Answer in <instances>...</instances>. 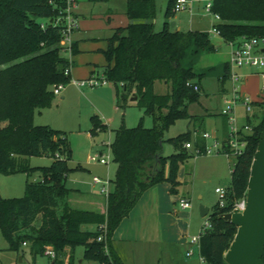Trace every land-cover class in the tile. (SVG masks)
Returning a JSON list of instances; mask_svg holds the SVG:
<instances>
[{
    "label": "trees",
    "instance_id": "obj_1",
    "mask_svg": "<svg viewBox=\"0 0 264 264\" xmlns=\"http://www.w3.org/2000/svg\"><path fill=\"white\" fill-rule=\"evenodd\" d=\"M175 2L169 0L167 16L174 13ZM64 6L65 0H0V173L29 176L39 169L43 174L41 181H27L22 197L5 198L0 192V232L11 251L20 252L24 242L36 253H44L46 246L54 247V264H64L58 256L68 245L76 244L84 246L86 258L99 264H125L111 249L114 231L150 187L167 181L171 193H177L180 166L195 157L184 146L192 141L191 130L170 138L175 152L163 153L164 130L178 118L191 117L188 103L200 95L201 86L196 91L194 84L200 85L201 75L192 66H184L182 59L192 44L197 49L211 50L215 46L209 32L172 30L168 20L157 31L156 0H127L129 22L116 27L108 39V47L103 50L107 60L103 74L117 89L121 85L125 98L136 94L138 105L153 117L154 125L146 127L141 117L137 126L114 129L111 148L117 169L107 209L97 212L75 208L68 201L74 190L66 183L72 170L69 135L34 120L37 112L53 104V87L70 81L66 70L72 62L61 44ZM213 10L221 16L218 28L226 41L264 35V0H214ZM77 51L73 43L72 53ZM228 73L227 67L222 86ZM158 81L168 88L165 93L155 90ZM92 121V135L108 127L96 114ZM263 130L264 116L244 136L246 146L232 169L227 205L217 203L208 215L212 228L201 239V254L207 264H228L225 254L237 226L224 220L223 214L247 195ZM195 142L204 148L202 137ZM38 155H49L53 160L47 166H31L30 157ZM104 222L108 224L109 254L104 250L105 242L98 240V226ZM84 225L95 229H85ZM262 260L264 263V255Z\"/></svg>",
    "mask_w": 264,
    "mask_h": 264
},
{
    "label": "rangeland",
    "instance_id": "obj_2",
    "mask_svg": "<svg viewBox=\"0 0 264 264\" xmlns=\"http://www.w3.org/2000/svg\"><path fill=\"white\" fill-rule=\"evenodd\" d=\"M167 2L168 0H156L157 31L163 29L164 21L167 18L172 21L174 19L173 13H170L167 17L165 15ZM77 5L74 13H80V17L86 20L81 22V26L85 27L86 30H76L71 35L73 39H78L80 42L84 38L86 41L106 42V39L113 35V27L121 25L120 21H126L127 0H102L96 2L78 0ZM197 7L198 3L196 2L194 4V16H192L193 23L209 32L215 48L211 50L197 49L192 44L182 59L183 65L193 66L195 71L201 75L199 83L202 88L199 98L188 103L187 112L191 117L183 116L178 118L164 130L163 153L165 155L175 152V147L169 139L188 130L193 131L192 142L197 148L195 127L210 132L219 141H223L226 131L231 129L229 118L222 113V110L226 105L225 95L231 96L232 81L230 78L224 81L226 92L221 91L222 80L220 81L224 64L231 57V48L228 41L212 30L213 25L217 23L216 18L205 12L200 6L199 9ZM91 13H93V16ZM176 13L181 16V21H177L178 25L183 29H187L192 19L191 13L188 10ZM84 16L86 18H83ZM170 28L175 29L173 25ZM95 53H97L96 57H99L97 59L105 60L103 63H106V57L101 50H96ZM98 63L100 62L98 61ZM236 72L243 75L241 80L242 92L249 95L253 101L260 98V102H262L261 105L253 104L251 111H248L247 107L241 102H238L235 106L234 124L237 128L248 132L244 126L249 124L250 121V124L254 126L264 116V78L254 67L237 68ZM73 79L76 78L72 76L62 90L66 96L65 99L58 101L62 94L56 95V101L59 103L58 108L46 111L43 117H40L41 114L37 112L35 114V123L40 124L45 121L44 119H48L52 126L67 131L73 146V154L69 165L77 167L69 172L66 180L67 186L99 194V192L101 193L99 187L93 188V176L99 175L102 178H113L117 169L111 148V142L115 135L114 129L122 125L126 127L137 126L141 117H143V123L146 127H152L154 120L152 116L146 114L144 108L138 105V100L133 99L134 94L125 98L120 84L119 89L111 81L98 86L80 87L74 84ZM167 89L163 82L158 81L155 85V90L158 93H165ZM95 114L106 122L108 127L105 130L99 129L98 133L91 135V129L93 128L92 117ZM212 142L213 139L211 138L207 140L208 144H212ZM100 150H103L104 153L109 151L111 155L109 164H101L89 159L91 154L100 152ZM52 159L49 155L32 156L30 157V164L31 166H47L50 165ZM236 161V155L220 151L212 154L199 153L196 154L194 159L190 157L183 163L182 176L185 177L187 170L194 163V180L191 187L187 184H183L180 187V196L185 191L191 193L193 213L182 217L180 212H178L176 216H181V222L175 225L176 232L183 234L190 242L188 250L194 249V254L190 256L186 264H201L199 251L192 242V237L200 233L208 215L213 211L214 206L219 203L221 197L216 192V188H227L230 186L231 170ZM42 179L43 174L39 169H35L29 176L26 173L13 175L0 173L1 195L5 198L22 197L25 194L28 180L36 182ZM201 205L210 208V213L206 216L201 215ZM90 226L92 225H84L83 228L89 229ZM7 246L8 242L0 232V247L5 248ZM179 248H181V253L185 254L183 245H179ZM164 250L168 251L166 248ZM8 257L14 259L10 264H54V258L45 253H36L31 245L22 246L19 256L17 253L2 250L0 252V264ZM58 257L64 264H99L97 260L85 257L84 246L81 244L68 245Z\"/></svg>",
    "mask_w": 264,
    "mask_h": 264
},
{
    "label": "crops",
    "instance_id": "obj_3",
    "mask_svg": "<svg viewBox=\"0 0 264 264\" xmlns=\"http://www.w3.org/2000/svg\"><path fill=\"white\" fill-rule=\"evenodd\" d=\"M196 2L198 3L197 9H199V6L200 8H203V0H197ZM168 4H169V0L166 5L165 15ZM173 14H174L173 21L169 20L168 18L166 19L169 21L170 26L171 25L174 26L175 29L172 30L205 31L201 29L198 25H195L193 23V18H192V16H194L193 14H190L192 19L187 29H183L181 26L178 25L177 21L178 20L181 21L180 18L181 16L179 15V13L174 12ZM80 15H81L80 13L77 12L75 13V16L77 18V27L73 30V33L76 30L79 31L86 30L85 27L81 26V22L86 20L82 19ZM91 15L93 16V13H91ZM83 18L86 17L84 16ZM128 22L129 19L127 16L126 21L119 22L121 25H117L113 27V33L116 27L126 26ZM156 22L157 20L155 18V25ZM110 37L106 39V42L86 41L85 38L81 39L83 41L80 42L78 39L72 38L73 43L76 45L78 51L75 54L71 53L68 55L66 53V56L67 57L69 56L68 58L72 62L71 73H70L71 78L73 76L76 79H82V78H87L92 74L101 75L104 72V68L107 65V60L106 63H103L105 62V60L101 61V59H97L99 57H96L97 53H95V51L101 50L103 52V50H105L108 47L109 44L108 39ZM98 61L100 63H98ZM227 67H228V60L224 64V69L220 77V81L222 80L223 76L226 74ZM193 69L195 70L194 67ZM221 91L224 92L227 91V89L225 88V83L221 87ZM61 94L62 95L60 96L58 101L66 98L64 92ZM58 101H56L55 98L53 104L50 107L44 108L41 111H39L38 113L41 114L40 117H43L44 113H46V111L48 110L57 109L59 105ZM255 102H260V98H257ZM34 120L36 121V115ZM44 120L45 121H42L40 124L49 125L55 129L66 131L64 129L52 126V123H50L48 119H44ZM194 130L200 133L204 129H198L195 127ZM228 134H229V129L226 131L223 140L227 139ZM196 137H201V136L199 134V136ZM100 151L103 152V150ZM191 158L194 159L195 157H191ZM79 167L81 168V166ZM182 167L183 164L180 166L178 173L180 186L178 188L177 193H171L170 191L171 185L167 181L158 183L150 187L148 190L144 192V194L139 199V201L134 206V208L131 210L129 215L121 221L120 225L114 231L110 243L111 249L113 253L116 254L125 264H186L189 261L190 256L187 255V251L190 242L185 238L183 234L181 235L176 232L175 225L181 222V216L183 217L184 215H192L193 213L192 207L188 209L180 208L179 200L181 198H189L192 202V195L189 191L187 192L185 191L184 194L180 196V190H181L180 187L183 184H187L188 186L191 187L194 180V163L187 170L186 177L182 176V169H183ZM71 168L75 169L77 167H71ZM113 178H109L111 180L110 190L112 189ZM98 187L101 191V185L96 184L93 181V188L96 189ZM72 189L74 191L71 193L68 201L73 207L93 210L97 212L106 211L107 196L102 191L101 193L99 192V194H95L92 191H87L81 188H72ZM178 212H180L181 216L180 215L176 216ZM89 229H95V226L92 225L89 227ZM179 245H183V248L185 249V254L181 253L182 251L181 248H179ZM164 248L168 249V251H165ZM2 250L11 251L8 249V246L2 248ZM11 252L17 253L18 256L20 253L16 251H11ZM20 258H22V256H20ZM13 260L14 259H12L11 257L5 258L4 262L2 261V264L4 263L10 264V262H12Z\"/></svg>",
    "mask_w": 264,
    "mask_h": 264
},
{
    "label": "built area",
    "instance_id": "obj_4",
    "mask_svg": "<svg viewBox=\"0 0 264 264\" xmlns=\"http://www.w3.org/2000/svg\"><path fill=\"white\" fill-rule=\"evenodd\" d=\"M197 0H176L173 11L174 12H181L184 10H188L191 14L194 12V4ZM78 0H65V6L63 8V17L61 21L64 22V29H63V36L61 39V44L63 46L64 53L71 54L72 53V32L77 27V18L74 13V9L77 7ZM214 0H203V9L205 12L213 15L217 23L213 25V31L220 34V30L218 28V23L221 21V16L219 13L213 10ZM60 19L56 20L55 22H59ZM45 24L42 23V27ZM229 46L231 48V57L228 60V71L229 75L228 78L232 81V88H231V96L229 97L227 94L225 95L226 105L222 110V113L229 118L231 123V129L229 131V136L226 140L219 141L218 138L213 136L208 131L197 132L195 131V135L200 136L205 140L204 148H200L197 146L195 147L192 141L186 142L185 147L190 151H193L195 156L199 153H218L220 151H224L226 154H234L238 156L243 152L246 146V140L244 138L245 134L251 132L253 130V126L249 123L246 124L244 127L248 132H244L243 129H239L235 126V115L234 109L238 102L243 103L248 111L252 110L253 107V100L250 98L249 95L242 92L241 88V80L243 78L242 74L236 72L237 68L241 67H254L257 72L261 73L264 78V35L261 36H253L247 37L242 36L237 40H230L228 41ZM71 67L66 70V74L70 75ZM71 80V77H70ZM109 81L107 77L102 73L101 75L92 74L87 78L82 79H73L74 84L80 87H91V86H98L101 84H105ZM65 84L60 83L53 87V91L55 95H60ZM264 88V86H263ZM194 89L196 91L200 90L199 84H194ZM213 139L212 144H208V139ZM91 161L100 162L101 164H109L111 161V155L108 152H97L95 154H91L89 156ZM93 181L96 184L101 185V191L106 194L108 197L110 193V186L111 180L109 178H102L98 175L93 177ZM216 192L220 195L219 204L220 206L227 205V196H228V188L225 187H217ZM247 204V195L243 198L235 201L233 207L230 211L227 212H234L239 211L243 212L246 208ZM179 206L183 209H188L192 207V202L189 198H181L179 200ZM100 235L98 236L99 241H104L105 246L104 250L107 254H109V245L107 243V232H108V224L104 222L99 226ZM212 228V224L209 220L203 224L200 233L196 236L192 237V242L196 245L197 250L199 251V259L201 264H207L205 257L201 254V239L206 234V232ZM24 246L27 245V242L23 243ZM44 253L51 258L57 257V252L52 246H46ZM194 254V249H190L187 251L188 256H192Z\"/></svg>",
    "mask_w": 264,
    "mask_h": 264
},
{
    "label": "water",
    "instance_id": "obj_5",
    "mask_svg": "<svg viewBox=\"0 0 264 264\" xmlns=\"http://www.w3.org/2000/svg\"><path fill=\"white\" fill-rule=\"evenodd\" d=\"M133 99H137L134 94ZM210 208L200 206L202 216ZM224 220L237 226V232L225 254L228 264H264V130L251 167L247 204L243 212H225Z\"/></svg>",
    "mask_w": 264,
    "mask_h": 264
}]
</instances>
